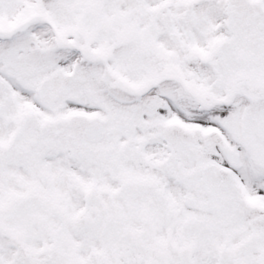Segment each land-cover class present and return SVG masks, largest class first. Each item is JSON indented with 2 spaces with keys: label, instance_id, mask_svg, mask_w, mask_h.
Here are the masks:
<instances>
[{
  "label": "snow or ice",
  "instance_id": "6c2138e0",
  "mask_svg": "<svg viewBox=\"0 0 264 264\" xmlns=\"http://www.w3.org/2000/svg\"><path fill=\"white\" fill-rule=\"evenodd\" d=\"M0 264H264V0H0Z\"/></svg>",
  "mask_w": 264,
  "mask_h": 264
}]
</instances>
